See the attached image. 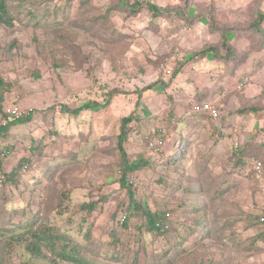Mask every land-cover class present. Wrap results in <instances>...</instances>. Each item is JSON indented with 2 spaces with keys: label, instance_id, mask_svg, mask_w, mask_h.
<instances>
[{
  "label": "rangeland",
  "instance_id": "374dc122",
  "mask_svg": "<svg viewBox=\"0 0 264 264\" xmlns=\"http://www.w3.org/2000/svg\"><path fill=\"white\" fill-rule=\"evenodd\" d=\"M4 1L3 107L35 114L12 128L11 143H0V150L10 146L1 172L21 157L33 160L23 177L0 187V264H264V225L256 219L264 216V177L253 170L254 160L264 164V34L253 24L264 0ZM148 4L163 10L156 16ZM210 46L220 55L201 59ZM193 54L200 60L185 61L174 77ZM198 77L192 89L214 84L221 118L197 113L179 121L178 87L187 93L184 86ZM90 99L110 103L76 117L61 111ZM132 112L126 149L131 159L151 160L133 174V186L142 205L157 217L168 214L166 231L150 230L141 212L121 225L129 198L119 185L117 136ZM162 126L158 154L146 137ZM82 203L94 204V214ZM32 218L39 238L13 239Z\"/></svg>",
  "mask_w": 264,
  "mask_h": 264
},
{
  "label": "trees",
  "instance_id": "16d2710c",
  "mask_svg": "<svg viewBox=\"0 0 264 264\" xmlns=\"http://www.w3.org/2000/svg\"><path fill=\"white\" fill-rule=\"evenodd\" d=\"M127 2L126 0H123L120 2L121 6L126 5ZM132 5V6H131ZM140 6V2L139 1H135L133 3L130 4V7L135 11L138 7ZM149 8L155 13V15L157 16V14H159L160 11H162L163 9L156 5V4H148ZM193 11V8L191 9ZM0 11L2 13H7V8H6V4L5 1L0 3ZM3 21L6 22H10V19L5 16L3 18ZM255 25V29L257 30V32L264 34V10H260L258 15H257V20L254 21L253 23ZM235 33H230L229 34V39L232 40L235 37ZM224 49H225V42H224ZM227 51V48H226ZM199 52V51H198ZM201 52V59L203 58H207L209 56H213L215 59H217V57H215V55H220L218 52V47L216 46H210V47H206L202 50H200ZM199 52V53H200ZM228 52V51H227ZM203 56V57H202ZM189 59H192L193 61H198L199 59V55L197 54H193L191 57H189L188 59L185 60H180L179 62V66L178 69H176V73L174 72V77L177 76L180 73L181 67L184 66L185 61L187 62ZM211 77H213V74L211 73ZM244 80V79H243ZM5 85V82L3 81L2 78H0V143L2 142H7L8 144L11 143V140L16 138L13 136V134L11 133V130L14 126L17 125H21L23 123H27L29 121H31V119L33 118L35 111L31 110L29 112V114L22 116L20 118H16V119H11L6 113H5V108L3 107V100L5 97V92L3 90V86ZM156 85L154 84H150L148 86V88H155ZM243 89V88H240ZM203 100H207V99H201L200 101L197 102H192V103H187V104H183V108L180 109L182 112H178L180 114V118L177 117L179 119V121H186V118L188 117V114L191 115H196L197 113L200 114H206L209 115V117H211L210 114H208L207 112H200V111H196L194 109L195 104L203 101ZM176 102V100H175ZM110 103L109 100H104V101H99V100H94V99H90V100H85L82 103H80L78 106L76 107H69L68 105L64 104L61 107V111L63 112V114H70L72 116H78L83 110H98L101 108H104L106 105H108ZM257 105H260L259 102L256 103ZM178 105V104H177ZM253 105V104H252ZM262 105V104H261ZM260 105V106H261ZM247 107V106H245ZM243 107V110H241V108H237V112H248V110H246V108ZM262 107V106H261ZM192 109V110H190ZM253 110H257L256 108H252ZM190 110V111H189ZM258 110H261V108H259ZM263 110V109H262ZM175 112H177V110L175 109ZM251 112V111H250ZM264 112V111H262ZM41 114H44V112H40ZM239 114V113H238ZM245 114V113H243ZM170 118L171 120H173V122H176L174 120L175 116L170 112ZM187 116V117H186ZM211 119H213L211 117ZM136 120V114L135 113H131L129 115L123 116L121 119V131L117 136V149L120 151L121 154V161H120V177H119V185L121 187V189H124L126 191V194L128 195L129 198V202H128V207L126 209V212L124 213V215L122 216L123 219L121 220V225L122 226H128L129 221L131 219V217H134L136 214V212H141L146 218V225L149 227L150 230L152 231H166L170 228V224H168L167 222V218H168V214H165L163 217H157L158 216V212H153L148 206L146 205H142L140 203V201L138 200L137 197V192L134 189L133 183L134 181H132V177L133 174L136 175V172H138V170H141L145 167H148L151 165V160L150 158L147 160L144 157H139L137 159H131L129 152L126 149V141L132 138V129H131V125L132 123ZM165 129V131H167V127L162 126L161 129L159 128L158 130H155L153 133H150V135H148L146 138H151L153 136L154 133L156 134H160L161 130ZM137 131V130H136ZM15 133V132H14ZM137 133V132H135ZM24 134V133H23ZM25 134H29L30 133H25ZM131 134V135H130ZM29 137V136H28ZM33 137L31 138H27V143H31L33 141ZM264 140V139H263ZM10 149V146H7L5 149L2 148V150H0V165H2V160H3V155L7 154L8 150ZM28 151L30 153H32L33 155L36 152V149L34 147V145H30ZM241 149L238 151L239 155V161H242L245 163V161H243L244 156L241 153ZM158 154H161V150L159 152H157ZM257 159H260L259 157H255ZM156 160V159H155ZM31 165H33V160L32 158H29L27 156L21 157L18 161L17 166L8 174H5L3 172L0 173V187H3L6 184L7 179L10 180H14L17 176L23 177V168H30ZM253 170L255 172V164L253 162ZM35 195V194H34ZM34 195L30 196L32 197L31 200L30 197L25 201V203H27L29 201V205L28 208H32V204L35 201L34 200ZM62 199V196H61ZM69 199V197L67 198ZM65 202V206L62 205L61 210L59 211L60 214L65 213V211L67 210L68 207V202ZM23 201V203H24ZM90 204H85L82 203L80 205V208H87V212H89V214H94V210H95V205H90ZM27 206H24V209H26ZM32 210V209H31ZM20 211H17L16 213H19ZM262 216H257L256 219L259 221V223H263L264 225V220H261ZM34 218V217H33ZM32 219L26 220L27 223H20L19 224V229L18 230H13L14 233L11 235V237H13V239H17L20 236H23L27 233H31V235L35 238H39L40 236V232H36L37 229H39L38 226H32ZM112 218H115V215H112ZM95 219V216L94 218ZM91 225H93L91 223ZM264 237V234H263ZM39 240L36 239V243H38ZM36 249V246L33 245ZM82 249V246L78 249V251H80ZM64 258L66 260H71L75 263H83L85 262V260L83 259L84 257H80V255H78V258H74L71 257L69 255H63Z\"/></svg>",
  "mask_w": 264,
  "mask_h": 264
},
{
  "label": "built area",
  "instance_id": "2783aa9c",
  "mask_svg": "<svg viewBox=\"0 0 264 264\" xmlns=\"http://www.w3.org/2000/svg\"><path fill=\"white\" fill-rule=\"evenodd\" d=\"M246 81L247 80H245V78H244L242 83H247ZM240 86H243V84H241ZM194 109L196 111H200V112H207L208 114L211 115V117L214 120H219L221 118L220 108H219L218 104L213 99L203 100V101L195 104ZM5 113L11 119L20 118L22 116L29 114V112L21 110L18 106H14V108H12L11 110H8V111H6V109H5ZM0 117H1V114H0ZM166 132L167 131H165V129L162 128L161 133L159 135L156 134L155 136L148 139V141L146 142V145L148 144V149L154 150V151H156V153L159 152L161 150L160 149L161 146L164 143V136H165ZM254 164H255L256 176H258L259 178H263L264 177V164H263V162L260 160H254ZM262 186H263V191H264V185H262ZM261 220L262 221L264 220V216L261 217Z\"/></svg>",
  "mask_w": 264,
  "mask_h": 264
},
{
  "label": "crops",
  "instance_id": "0c3cea01",
  "mask_svg": "<svg viewBox=\"0 0 264 264\" xmlns=\"http://www.w3.org/2000/svg\"><path fill=\"white\" fill-rule=\"evenodd\" d=\"M212 74H213V72H212ZM181 79H183V78H181ZM198 80H199V77L197 78L196 81L191 80L190 81L191 83H187L186 86H184V90L187 91V93H184L183 90H181V88L177 86V84L179 83L180 80H178V81L176 80L173 85H174V87H178L180 89V93L176 92V98L181 97L182 99H184V104H187V103L189 104L192 102L200 101L201 98L202 99H213L217 103L216 99L213 97V94H214L213 89L215 87L214 84L211 88H209L207 86H203V87L197 88L195 90L192 89L193 88L192 84H195ZM181 81H183V80H181ZM189 93H191L192 96L188 95ZM203 93H207V95H204ZM190 96H191V99L192 98L193 99L187 100Z\"/></svg>",
  "mask_w": 264,
  "mask_h": 264
},
{
  "label": "clouds",
  "instance_id": "9594fccd",
  "mask_svg": "<svg viewBox=\"0 0 264 264\" xmlns=\"http://www.w3.org/2000/svg\"><path fill=\"white\" fill-rule=\"evenodd\" d=\"M244 86V85H243ZM242 87V86H241ZM5 110V109H4Z\"/></svg>",
  "mask_w": 264,
  "mask_h": 264
}]
</instances>
